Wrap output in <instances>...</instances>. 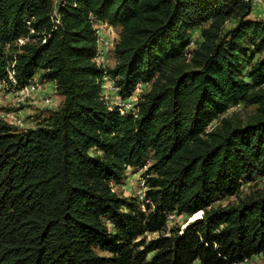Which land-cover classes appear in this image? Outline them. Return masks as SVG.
Here are the masks:
<instances>
[{
  "label": "trees",
  "instance_id": "16d2710c",
  "mask_svg": "<svg viewBox=\"0 0 264 264\" xmlns=\"http://www.w3.org/2000/svg\"><path fill=\"white\" fill-rule=\"evenodd\" d=\"M251 10L0 0V79L39 73L63 98L32 127L0 118V264H234L264 251V194L214 205L264 176V19ZM95 20L118 30L107 73L122 95L145 87L134 111L100 98ZM238 104L256 105L251 120L221 117ZM147 163L141 203L118 195L125 169Z\"/></svg>",
  "mask_w": 264,
  "mask_h": 264
},
{
  "label": "rangeland",
  "instance_id": "374dc122",
  "mask_svg": "<svg viewBox=\"0 0 264 264\" xmlns=\"http://www.w3.org/2000/svg\"><path fill=\"white\" fill-rule=\"evenodd\" d=\"M196 38L197 33H194ZM194 45V44H193ZM191 45L190 48L193 46ZM114 58L109 57V66L114 65ZM41 89L36 93L32 98H29L25 103L18 104L14 101L13 97L5 96V93L10 90L7 89V85L4 86L3 92L1 91L0 86V118H4L7 121L12 120V118H22L26 122V126L32 127L35 125L42 117L49 115L52 111L59 108L62 103L63 98L54 92L53 82L51 80L44 83L43 79L40 77L39 73L35 74ZM145 90V89H143ZM11 95V94H10ZM52 98L51 103H45L44 98ZM256 112V105L251 106H233L230 107L221 117H228L232 122L238 124H244L252 119L254 113ZM220 117V118H221ZM149 163L144 165L143 168H133L128 167L124 171V177L120 183L114 184L113 189L120 196L127 198H136V201L141 203V198L139 192L145 191L143 173L147 168ZM264 194V176L253 177L252 179H242L237 192L231 196L220 198L216 201L214 205H231L237 204L240 200L246 198L249 195H260ZM143 208V205H141ZM145 211H147L145 209ZM201 212L194 214L192 216L185 215H170V220L168 222V227H184L188 222H190L195 217H198ZM156 236V234H147L146 238ZM195 262L194 264H197ZM234 264H264V251L256 254L248 259H245L242 262Z\"/></svg>",
  "mask_w": 264,
  "mask_h": 264
},
{
  "label": "built area",
  "instance_id": "2783aa9c",
  "mask_svg": "<svg viewBox=\"0 0 264 264\" xmlns=\"http://www.w3.org/2000/svg\"><path fill=\"white\" fill-rule=\"evenodd\" d=\"M251 4V13H253L256 17L264 19V0H248ZM52 19L58 22V15L56 11H53ZM94 28L96 31V43H97V51L95 54V62L98 67L103 69V74L100 78V98L108 105L109 109H113L116 107L121 113H125L128 111L135 110V104L139 99L140 94L145 89L143 84L138 83L136 88L129 95H122L121 87L115 82V78H113L110 74L107 73V68L109 67V57L110 50L112 49L116 39L118 38V30L102 21H94ZM27 39L20 37L17 39V44L21 45L26 42ZM195 41V36L193 35L190 41V45H193ZM46 81H44L45 83ZM53 83V90L56 92L55 82ZM7 85V89L10 91L5 93V96L13 97L14 101L18 104L25 103L29 98H32L38 93L41 89V85L39 84L35 75L24 85H19L17 80L14 78L12 69L8 70L7 79H0L1 91L3 92L4 86ZM11 94V95H10ZM49 95L44 98L45 103H51L52 98ZM239 105V104H238ZM13 126L17 128H28L26 126V122L22 120V118H17L8 121ZM140 198H143L144 192H139Z\"/></svg>",
  "mask_w": 264,
  "mask_h": 264
},
{
  "label": "crops",
  "instance_id": "0c3cea01",
  "mask_svg": "<svg viewBox=\"0 0 264 264\" xmlns=\"http://www.w3.org/2000/svg\"><path fill=\"white\" fill-rule=\"evenodd\" d=\"M252 16H255L253 13H251Z\"/></svg>",
  "mask_w": 264,
  "mask_h": 264
}]
</instances>
